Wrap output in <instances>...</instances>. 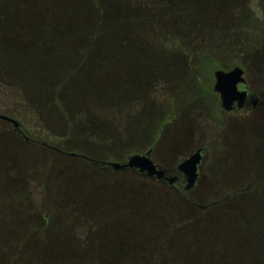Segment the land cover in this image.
<instances>
[{"label": "rangeland", "instance_id": "obj_1", "mask_svg": "<svg viewBox=\"0 0 264 264\" xmlns=\"http://www.w3.org/2000/svg\"><path fill=\"white\" fill-rule=\"evenodd\" d=\"M182 3H190L195 18L189 30L178 29L177 24L165 27L177 44L162 45L172 69L161 68L156 75L152 70L144 80L137 78L130 90L133 96L124 98L113 118L105 115L104 106L95 110L100 113H94L98 120L108 116L109 123L119 128V142L113 147L80 137L64 144L56 106L51 103V111L38 109L0 71V112L18 121L24 133L23 137L0 120V264H175L174 260L188 256L177 257L174 247L163 243L160 233L163 238L177 229L160 224H174L185 215L181 223L197 226L196 204L209 205L226 197L227 190L249 186L252 179L264 180V114L249 111L217 122L218 100L213 91L214 72L238 64L248 89L264 98V0ZM85 4L0 0V23L10 44L24 50L46 39V31L73 40L79 37L76 26L84 27ZM198 9L201 18H196ZM48 37L51 44L55 37ZM128 56L121 72L130 70L126 69ZM243 119L246 123L232 124ZM184 142L208 148L212 168L224 176L214 179L207 162L204 179L196 183L195 191L180 190L183 196L150 178L104 170L84 158L123 163L133 153L155 145L153 159L167 167L174 160L170 147ZM73 151L79 157L68 155ZM261 195L264 199V190ZM224 202L230 209L232 203ZM170 213L176 218L167 220ZM220 218L225 220L213 210L201 217L209 225ZM141 223L147 225L150 239L143 246L137 231ZM154 245L157 252V248L152 251Z\"/></svg>", "mask_w": 264, "mask_h": 264}, {"label": "trees", "instance_id": "obj_2", "mask_svg": "<svg viewBox=\"0 0 264 264\" xmlns=\"http://www.w3.org/2000/svg\"><path fill=\"white\" fill-rule=\"evenodd\" d=\"M69 2L76 0H62L63 4ZM78 2L86 3V13H81L84 27L76 26L74 31L79 37L73 40L59 39L51 31L50 34L46 31V39L39 38L32 47L24 50L10 44L0 23V71L10 76L20 89L22 98L38 109L51 111V103L56 106L61 114L64 144H71L75 137H80L87 140L94 138L95 142L113 147L119 142L120 131L106 118L116 116L124 98L133 96L130 90L137 78L143 79L152 70L156 75L161 68L172 69L173 63L165 58L167 50L162 45L177 44L165 27L177 24L178 29L189 30L195 12L189 11L190 3L183 4L182 0ZM2 12L0 6V16ZM196 13L199 14L196 18L202 17L199 9ZM48 35L55 37L51 44ZM130 54L132 57L128 56ZM127 56L130 60H126L129 64L126 69L130 70L121 72L124 69L120 67L125 65L124 57ZM122 74L124 78L118 79ZM98 105L104 106L105 115H108L100 120L94 115ZM128 131L129 137L131 134ZM76 152L73 151L77 155ZM58 153L65 155L61 150ZM251 181L250 187L227 190L226 197L217 202L204 206L196 204L200 213L193 221L198 223L197 226L187 225L185 221L181 223L185 215H181L179 220L174 216V224H169V221L160 224L177 229L170 232L165 227L164 231L170 234L162 238L160 233L163 243L173 246L177 257L188 256L186 260H174L175 264H264V199L261 197L264 180ZM224 201L232 203L230 209H226ZM209 210L217 211L220 216L223 214L225 220L220 218V222L211 225L205 223L201 217ZM161 212V215H166ZM172 217L170 213L167 220ZM202 223L208 227L204 229ZM141 224L137 225V231L143 246L150 239L147 225Z\"/></svg>", "mask_w": 264, "mask_h": 264}, {"label": "water", "instance_id": "obj_3", "mask_svg": "<svg viewBox=\"0 0 264 264\" xmlns=\"http://www.w3.org/2000/svg\"><path fill=\"white\" fill-rule=\"evenodd\" d=\"M213 76L215 79L213 91L219 95L220 100L222 101L221 107L224 111H230L232 109V105H234L235 102L239 103L238 106L243 105L247 96V91L245 89H239V85L245 83L246 81L244 69L240 65L232 67V69L229 71L216 70ZM0 119L11 123L15 130H19L21 128V125L18 121L8 117L7 115L0 113ZM150 151L151 150L144 154L137 153L135 155L129 156L126 163L124 164L109 162L108 166L113 168L115 171L138 170L148 176H155L157 178L153 180L172 185L176 179H163L165 173L163 170L158 169L152 162V159L149 156ZM200 153L201 151L198 150L178 166V169L186 175V184L184 185V189L186 190L195 187L196 183L198 182L199 178H197V167L201 160ZM70 156L77 157L76 154H70ZM85 159L91 160L89 157Z\"/></svg>", "mask_w": 264, "mask_h": 264}, {"label": "flooded vegetation", "instance_id": "obj_4", "mask_svg": "<svg viewBox=\"0 0 264 264\" xmlns=\"http://www.w3.org/2000/svg\"><path fill=\"white\" fill-rule=\"evenodd\" d=\"M229 70H231V69H229ZM239 89H241V90L245 89L247 91V96L245 98V101H244L243 105H241V106H238L239 103L235 102L234 105H232V109L228 112L224 111L222 109V107H221L222 101L220 100V97L217 94V100H218V108H217V115H216L217 122L220 121L221 118L224 116H229L232 114H242V113H246L249 111L250 112H261L264 114V98L258 96L257 94L253 93L250 89H248V86L246 85V81H245V83L239 85ZM1 114L7 115L5 113H1ZM0 120L8 123V121H6V120H3V119H0ZM236 122L237 123L238 122L246 123L245 119H243L240 121L235 120L234 122H232V124L236 123ZM8 124H11V123H8ZM13 131L18 132L19 134H21L24 137V133L22 131V128H20L19 130H15L13 127ZM25 139L27 140L26 137H25ZM45 145L48 147H52L51 145H47L46 143H45ZM170 148H171V151L169 153L172 155L174 160H172V163L167 167H164V166L158 164L153 159L152 155L155 151V145H152L147 150L137 151V152H135V154H137V153L138 154H144L147 151L151 150L149 156L152 159V162L156 165V167L158 169L164 171L165 174H164L163 179H176L172 185H168L166 183H161V182H159V183H161L163 185H168L176 193L181 194L183 196V194L181 193L180 190H182L183 193L196 190V186L189 189V190L184 189V185L186 184V180H185L186 175L178 169V166L181 163H183L185 159H187L190 155L197 152L198 150L201 151V153H200L201 154V160H200L198 167H197V178H199L197 183H200V180L204 179V177H205V175L203 173V169L206 168L205 166H206L207 162H209L208 167H210L211 173L213 172L214 179H222V176H224V175H222V173L219 175V172H220L219 170L216 172L212 168L213 161L212 162L209 161L210 151L205 146H201V144H194V143L190 144L189 142H184L183 144H180V145L179 144H173ZM56 151H58V150L56 149ZM214 151L216 152L215 153V155H216L215 159H216V163H217V151L215 148H214ZM128 157L126 158V160L123 163H120V164L126 163ZM84 158H86V157H84ZM89 158L91 159V160H89L90 162L98 165L99 167L103 168L104 170L113 169V168L108 166V163L113 162V161H104L101 159H95V158H91V157H89ZM128 171H131L134 174H138L139 176H141L143 178H150L152 180L157 179L155 176H153V177L148 176L145 173H142L138 170H136V171L127 170V171H119V172H128ZM247 176H250V175L248 174ZM154 181H156V180H154Z\"/></svg>", "mask_w": 264, "mask_h": 264}]
</instances>
